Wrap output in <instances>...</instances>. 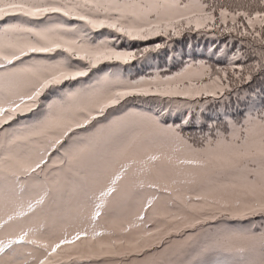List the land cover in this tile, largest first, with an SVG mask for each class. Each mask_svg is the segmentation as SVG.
<instances>
[{
    "label": "snow or ice",
    "instance_id": "6c2138e0",
    "mask_svg": "<svg viewBox=\"0 0 264 264\" xmlns=\"http://www.w3.org/2000/svg\"><path fill=\"white\" fill-rule=\"evenodd\" d=\"M52 14H60L83 21L90 29H111L116 33L132 40H146L150 36L180 35L183 27L195 26L196 29L206 28L211 24L216 28L226 25L231 18L233 27H225L223 31L235 33L243 40L247 39L249 51L256 57L252 68L264 71V0H240L235 8H217L204 0H0V22L11 17H24L22 22L0 23V124L14 119L17 114L33 112L39 105L40 97L65 81L85 77L104 62L120 61L128 63L136 59V53L128 50H117L110 47V41L100 39L93 41L87 32L64 24L40 26L33 21L50 19ZM219 20V24H217ZM241 21L237 23V21ZM113 39H116L113 37ZM156 47H159L157 45ZM257 48L259 51H257ZM67 53L60 60L45 61L33 59L24 63L23 58L35 53ZM149 51L145 48L143 53ZM75 58L84 61L85 66L71 63ZM19 61V65L14 62ZM12 65V67H9ZM210 76L213 88L208 84L193 83L184 78L183 73L163 78L136 81H110L108 76L97 81L87 89H77L65 94L62 99L54 100L47 106V112L33 124L26 126L24 134H13L8 141L10 150L0 155V203L5 199L8 203H16L19 198L16 188L23 191L26 180L37 173V169L45 163L46 149L42 150L35 159L30 152L21 153L12 150L18 141H30L33 137H46L48 147L55 148L65 137L75 129L83 128L92 123L97 116H102L105 110L132 95H157L162 97H195L211 96L216 98L218 93L228 89L223 81L227 80L226 69H217L222 73L211 77V69L206 70ZM236 78H241L239 72L233 71ZM251 72L246 81L252 80ZM115 83L119 90H111L103 85ZM156 85L151 87L142 85ZM79 100V104L73 101ZM95 113V114H93ZM152 124L172 140L183 143L180 129L189 124L184 118L180 125H161L152 118ZM214 127V126H213ZM228 135L217 131L214 135H203V146L191 147V157L178 159L156 146L152 142L141 146V157H130L120 165L119 170L109 179L106 190L99 193L100 203L95 204L90 219L95 222L101 215V209L106 198L115 192L117 182L129 173L136 178L135 187L162 189L171 197V185L185 183L165 174L162 169H175L178 166L189 165L202 173L224 172L232 174L234 179L229 184L214 185L207 195H198L195 200L203 202L192 203V197L177 194L171 198L170 206L177 208L182 214L168 211V205L161 215L162 220H169L164 228L155 232L145 231L133 240L113 238L115 232L110 229L96 231L95 227L89 232L87 228L77 229L71 234L64 230L62 235L51 240L30 238L36 229L19 228L9 224L17 217H23L43 203V197L26 204L18 205L19 211L8 215L7 221H0V230L5 225L10 228L9 235L0 239V264H29V260L21 259L24 253L21 246L36 245L40 257L32 256L35 264H62L67 260L97 261L105 264L112 257H125L139 254L154 246V239L161 233L171 236L181 229L170 227L176 222H185V228H196L197 225L217 218V214L233 218H251L257 215L264 217V113L259 116L247 115L243 121L225 125ZM2 147V145H0ZM91 147L90 144H77L70 147L65 156L69 163L80 159ZM63 163V161H62ZM47 195V193H45ZM156 196L149 197L142 206V211L136 216L144 220V212L149 209ZM190 215L202 217L194 222H187ZM43 227V225H41ZM139 225L128 223L121 227V233H129ZM147 228V225H145ZM107 237V239H105ZM258 240L261 246V257L258 264H264V232L250 234H230L224 237V243L233 244L236 241ZM163 243V240L160 241ZM244 251L243 248L239 249ZM32 255V253H28Z\"/></svg>",
    "mask_w": 264,
    "mask_h": 264
},
{
    "label": "trees",
    "instance_id": "16d2710c",
    "mask_svg": "<svg viewBox=\"0 0 264 264\" xmlns=\"http://www.w3.org/2000/svg\"><path fill=\"white\" fill-rule=\"evenodd\" d=\"M182 2H189V0H182ZM192 2L194 3L195 0ZM204 2L216 7L218 11L220 7L235 8L240 0H204ZM24 20V17L17 16L7 18L0 23L22 22ZM238 22L240 23L239 20ZM32 23L40 26L64 24L67 27H76L87 32L93 41L107 38L110 41V47L136 53V59L130 60L128 63L111 61L100 64L89 72L93 76L102 75L109 69L116 74L118 71L122 72V75L127 76V81H134L135 77L142 73L160 76L179 69L183 64L193 62L195 59L206 58L212 59L215 70L226 69L228 77H230L234 70L241 71L256 62L255 56H249V48L246 42L243 40L244 46L241 47L242 39L235 33L229 34L223 31L222 25L216 28L212 27L211 24L201 29L195 27L181 28L180 35H171L169 31L167 36H150L146 40H132L111 29H90L84 25L83 21L63 17L60 14H52L50 19L45 18L42 21H33ZM217 24H219L218 21ZM157 45L159 47H156ZM145 48L149 51L141 55ZM65 56L67 53L59 51L57 53H35L24 57L23 61L29 63L35 59L51 62L60 60ZM71 63L81 67L85 66L84 61L75 58L72 59ZM14 64L19 65L20 62L17 61ZM0 71L3 70L0 69ZM260 72L254 74L251 81H245L216 98L211 96L162 97L157 95L125 97L121 103L127 105L129 112H136L128 114L127 121L120 120L117 123H112L110 120L114 117L110 116L103 122L105 125L103 132L110 142L114 141L116 144L117 140L121 143L126 140L121 146L124 149L121 150L120 147L118 151H121L116 154L117 165L120 167L130 157L140 158L142 155L141 146H146L149 142L156 146L162 145L163 150L175 158H190L189 146L202 147V134H211L215 138L214 134L219 131L223 135H228L230 128L226 131L225 125L230 126L232 122L243 121L247 115L259 116L264 113V71ZM89 74L85 77H78L76 80L65 81L61 85L46 90L39 99V101L42 100L39 107L43 109L45 105L57 100L60 90L63 88L69 92L78 88L79 85L80 87L88 85L91 83ZM146 87H151L153 91L156 88L155 86ZM109 88L113 91L119 90V88L114 89V86ZM113 107L107 109L115 110ZM35 110L17 114L13 120L0 124V145H2L0 155L8 152V141L13 134L23 133L21 130L14 131L15 126H17L16 120L25 119V131L27 124L30 123L29 119L40 117L44 111L38 110L37 112ZM137 110L141 112H137ZM152 118L165 126L180 125L182 119L188 118L189 124L182 125L180 129L186 143L172 140L167 134L158 131L152 124ZM41 138L33 137L30 141H18L12 146V149L29 148L30 150L33 148V141ZM44 139L43 147H45V154L48 153V156L40 173H35L30 178H22L26 180V185L23 191L19 187L16 188L19 196L16 203L10 204L6 199L0 203V216H2L13 208H17L21 203L26 204L28 201H35L43 197V203L23 216L24 219L21 217V220L16 218L15 221L9 222L17 229H36L34 234H30V238L38 240H51L62 235L63 232L59 234L58 226L67 222V215L73 216L75 223L78 224L77 229L87 228L89 232L93 227L96 231L110 229L115 232L113 238L133 240L140 237L145 231L155 232L157 228H164L165 225H168L170 217L169 220L160 218L166 205H168V211L175 212L177 215L182 214V206L181 211L170 206V200L177 194V190L184 197H192L193 204H199L203 202L196 201V196L207 195L212 186L229 184L234 179L233 175L229 173L221 172L218 175L214 172L202 173L199 169L189 165L178 166L175 169L164 167L162 171L165 174L186 181L171 185L172 194L170 197L162 189L135 187L136 178L132 173H129L117 182V190L106 198L101 209V215L93 223L90 219L91 213L95 204L100 203L99 193L106 190L111 171L102 175L97 173V180L89 182L88 177L92 165L84 168L83 156L72 163L68 162L65 152L77 144H91L90 138L87 139V142H83L86 137L80 138L77 133H69V137L64 138L61 144L52 150L47 147L48 139L46 137ZM37 149L36 152L33 150L31 154L33 159L42 151L39 147ZM53 161L55 162L52 164ZM108 166L110 167L111 164L109 163ZM152 196H156L157 199L143 213L144 220H137L136 216L141 213L142 206ZM55 208L66 210V218L61 221L55 218L58 213V217H61V212L58 210L55 212ZM195 219H202V217L190 215L187 222H194ZM0 221L4 220L0 218ZM128 223L137 224L139 227L131 229L129 233H121L119 229L126 227ZM184 223L181 221L170 225V227L179 228L181 231L173 232L171 236L161 233L158 238L154 239V246L144 252L125 257H112L106 260L105 264H258L261 257V246L258 240L236 241L233 244H226L224 237L230 234H259L264 232V217L257 215L251 218H233L228 215L217 214L216 219L202 222L196 228H185ZM6 231L8 233L4 234ZM9 232V226L5 225L4 229L0 230V239L6 240ZM161 240L163 243L160 242ZM23 246L26 250L21 259H27L29 264H35L32 256L42 258L36 245L25 244ZM241 248L244 251H240ZM28 253H32V255H28ZM62 264H99V262L65 259Z\"/></svg>",
    "mask_w": 264,
    "mask_h": 264
},
{
    "label": "rangeland",
    "instance_id": "374dc122",
    "mask_svg": "<svg viewBox=\"0 0 264 264\" xmlns=\"http://www.w3.org/2000/svg\"><path fill=\"white\" fill-rule=\"evenodd\" d=\"M218 12V11H217ZM219 22V20H217ZM241 22V21H240ZM84 23V22H83ZM237 23H239L237 21ZM192 27H195L194 25ZM225 27H233L232 24V20L231 18H228L227 24L226 25H222V29H224ZM183 28H189V27H183ZM240 38V37H239ZM242 39V38H241ZM249 48V44L250 42H248L247 39L244 40ZM257 51H259V49L257 48ZM251 52L249 51V56H251ZM256 58V57H255ZM31 62V61H30ZM252 66V65H251ZM249 66L241 71H237L240 74L241 78H236L233 75V72L231 74L230 77L227 78V80H224L223 83L228 85V89L226 91H224L222 94L228 92L231 88L236 87L239 84L244 83L246 80L244 79V77H247L249 75V73L251 72L252 77L254 74H259L261 73L260 71L256 70V69H252V67ZM211 69V77H215L216 75H221L222 73L217 72V70H215V66L213 65L212 59H195L193 62H189L186 64H183L179 69H176L172 72H167L164 73L160 76L157 75H150V74H144L142 73L141 75H138L137 77H135V80H140L141 78L148 80V79H152V78H163V77H168V76H175L178 73H183L184 74V78L186 79H191L193 83H200V84H208L209 88L212 89L213 85L210 82V76L209 73L206 71L207 69ZM108 76L110 81L115 82L117 80L120 81H127V76L122 75V72L118 71V74L116 73H112L111 70L108 69L107 72H103L102 75H98V76H93L92 74H89V78L91 79V83H89L88 85H83V87L77 86L78 88L76 89H72V91H75L77 89H87L89 88V86L95 85L97 81L101 80L103 77ZM133 79V77H132ZM80 84V83H79ZM104 87L109 88L110 86H114L115 88H119V85L115 84V83H109V84H105L103 85ZM149 86L147 84L142 85V87H146ZM151 86H155L156 85H151ZM66 88H63L62 90H60V94H59V98H57V100L62 99L65 94L68 92L66 91ZM70 92V91H69ZM221 94L218 93L217 96H220ZM203 96V95H202ZM42 102V100L39 101V103ZM73 104H79L80 101H73ZM47 105H45L43 107V109H41V107L36 108L35 111L38 112V110H44L42 115L40 117H36L34 119H29L30 123L27 124L31 125L33 124L36 120H38L39 118H41L43 116V114H45L47 112ZM115 110H111V109H106L104 114L100 117H97L95 120L92 121L91 124L85 126L84 128H79V129H75L73 133H77V135H79V137H86V140L83 142H87V139H89L90 141V145L91 147L89 148V150L86 152V154L83 155V167L86 168L88 165H92V168L90 170V176L88 177V181H95L97 180V173L99 174H108L110 171V178L111 176L114 174V170L119 169V166L117 165V158H116V154L117 152H120L121 150H123L124 148L121 147L123 146L122 143L126 140H124L122 143L120 141L117 140V143L115 144V142H110L107 138V135L103 132V130H105V125H104V121L109 118L110 116L114 117L110 120V122L112 123H117V121L120 120H126L127 121V116H129L128 114L130 113H134L136 111H131L129 112L127 110V105H123L121 102L117 105H115ZM137 112H141L140 110H137ZM116 114V115H115ZM24 121L25 119H21V120H16L17 126H15L16 129L15 130H21L23 131L22 134H24ZM90 126V128H88ZM71 133V134H73ZM45 137H42L41 139H36L33 141L32 146L35 149H23V148H17V149H12V150H16V151H20L21 153H27L30 152L31 154L33 153V150L36 152V149L39 147L41 150H43L45 147H43L44 145V139ZM68 138V137H65ZM118 146V147H117ZM47 147H48V143H47ZM121 147V150L118 151V149ZM48 149H54L51 147H48ZM8 151L10 150V148L7 149ZM38 150V149H37ZM7 153V151H6ZM37 154V153H36ZM89 154H93V155H89ZM46 158L48 156V153L45 154ZM55 161L52 162V164ZM109 163L111 164V166L109 167ZM44 164L41 165L40 169H37V173H40L42 167ZM216 175H218L221 172H214ZM19 207L17 208H13L12 210H10L9 212H7L6 214L0 216L1 219H3L4 221H7L8 219V215L12 214L15 211H19ZM61 212V217L59 216V213L57 215V219H59L60 221L64 218H66V210H59L58 208H55L54 211L55 212ZM66 214V215H65ZM1 215V214H0ZM67 222H65L63 225H59L58 229H59V234H61V232H63L64 230H67L70 234L77 230L78 228V224L77 222L75 223V219L73 218V216H68ZM6 218V220H5ZM18 220H21V217H17ZM25 217H23L24 219ZM69 221V222H68ZM58 229H56V231H58ZM8 232H4V234H7ZM26 249L24 246H21V251L24 252Z\"/></svg>",
    "mask_w": 264,
    "mask_h": 264
}]
</instances>
